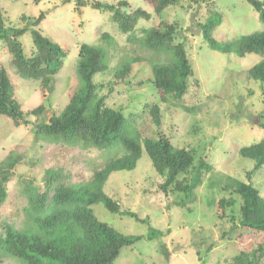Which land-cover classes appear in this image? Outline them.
Segmentation results:
<instances>
[{"label":"rangeland","instance_id":"obj_1","mask_svg":"<svg viewBox=\"0 0 264 264\" xmlns=\"http://www.w3.org/2000/svg\"><path fill=\"white\" fill-rule=\"evenodd\" d=\"M0 0L6 25L29 28L21 17H36L43 11L45 18L38 29L51 42L66 50L63 66L54 77V90L47 93L39 81L21 78L12 64V55L0 41V66L4 67L13 86V97L23 111L44 105L41 116H29L32 124L15 125L0 114V165L17 158L7 183V198L0 206V227L3 223L15 229L30 225L26 209L29 206L30 181L34 188L43 185L46 170L56 172L58 182L76 186L91 179L104 161L121 156L123 147L115 144L100 150L82 143L67 144L50 138H37L34 124L58 114L68 103L79 80L76 74L79 45L87 43L104 49L108 70L95 75L96 82L104 83L101 92L107 106L121 111L131 124L129 132L141 139L155 137L149 108L160 106L161 131L171 143L191 149L195 158L211 166L204 170L201 182L194 188L193 197L176 191L172 186L164 194L159 185L163 177L156 173L151 160L143 151L136 167L130 171L112 172L103 186L121 206L148 218L149 224L163 235L152 240H141L123 247L114 264H230L240 250L239 226L241 198L233 192L227 177L248 181L246 172L253 161L239 154V149L252 141L264 139L263 82L248 77L247 71L262 56L250 53L238 57L211 49L201 36L198 23L213 11L221 14V23L212 31L217 41H229L241 35L264 29V23L246 0H179L149 20L138 21L133 34L120 32L109 11L91 8L95 0ZM115 3L119 0H98ZM134 7L151 12L144 0H126ZM263 1V0H260ZM129 9V8H127ZM173 24L177 33L174 43L183 42L193 74L182 99L169 97L162 103L157 89L148 82L150 62H166L165 54H156L140 43L143 29L154 23ZM107 34L109 39L103 38ZM135 38V39H134ZM26 57L35 51L30 30L19 37ZM133 59L132 69L124 80L115 79L119 66ZM135 58V60H134ZM130 61V60H129ZM34 123V124H33ZM190 173L179 176L189 179ZM251 184L264 197V170H252ZM232 199L234 205L225 207L220 218L216 202ZM95 216L123 234H146L148 225L134 219L113 214L102 204L92 205ZM0 264H25L15 257L0 253ZM260 264H264V258Z\"/></svg>","mask_w":264,"mask_h":264},{"label":"trees","instance_id":"obj_2","mask_svg":"<svg viewBox=\"0 0 264 264\" xmlns=\"http://www.w3.org/2000/svg\"><path fill=\"white\" fill-rule=\"evenodd\" d=\"M39 1V0H35ZM150 3L151 12L134 7L126 0L115 3L98 0L90 3L91 8L109 11L111 19L120 32L131 35L139 20H149L152 15H160L165 8L176 5L179 0H144ZM264 23V0H246ZM78 3H81L79 0ZM129 8V9H127ZM45 18L43 11L36 17L22 16L29 28H13L5 23L4 12L0 8V41L4 42L12 55V64L23 79L39 81L47 93L54 90V77L63 66L66 50L42 35L38 25ZM221 23V14L213 11L198 23L201 36L208 46L222 53H232L244 57L250 53L262 59L248 71V77L264 83V29L241 35L229 41H217L212 31ZM30 30L35 51L30 57L23 52L19 37ZM142 43L156 54H165L166 62H150L148 82L159 94L160 101L168 98L182 99L188 88V78L193 71L183 42L174 43L177 29L173 24L158 21L143 29ZM109 39L107 34L103 38ZM135 39V38H134ZM130 60V61H129ZM121 64L115 79L122 81L130 74L133 59ZM135 60V58H134ZM104 49L82 43L79 45L76 74L79 83L68 103L60 113L45 121L34 124L37 138H50L67 144L82 143L100 150L115 144L123 147L125 153L104 161L86 183L76 186L59 183L53 170H46L42 186L34 188L27 183L29 191L26 209L30 225L25 229H15L3 223L0 227V253L15 257L25 264H114L123 247L132 246L138 241H152L163 232L152 227L148 218H140L135 212L121 206L103 190L109 175L116 171H130L136 167L143 151L151 160L152 167L163 177L160 190L167 194L172 186L186 197H193L194 188L201 182L202 172L211 166L203 159H196L191 149L174 146L161 131L160 106L149 108L155 137L141 139L124 114L105 103L101 94L107 82H96L95 75L108 70ZM264 101V86L261 91ZM40 104L30 111H23L20 103L13 97V86L7 71L0 66V114L10 118L13 123L29 125V116L39 117L44 111ZM264 126V125H263ZM239 154L253 161L252 170H264V139L252 141L239 149ZM17 158H10L0 165V206L7 198V183ZM252 170L246 172L248 181L227 177L229 184L240 198L239 226L245 230L239 235L240 250L231 258L230 264H260L264 258V197L251 184ZM190 173V178L179 181V176ZM102 204L113 214L127 216L148 225L146 234L128 235L115 229L109 223L99 220L92 205ZM234 205V200L221 198L216 202L218 216H225V207Z\"/></svg>","mask_w":264,"mask_h":264}]
</instances>
